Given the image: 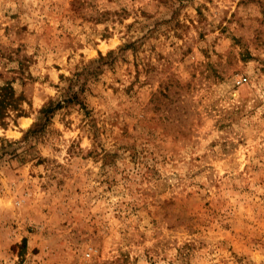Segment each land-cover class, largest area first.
<instances>
[{"label": "rangeland", "instance_id": "1", "mask_svg": "<svg viewBox=\"0 0 264 264\" xmlns=\"http://www.w3.org/2000/svg\"><path fill=\"white\" fill-rule=\"evenodd\" d=\"M6 86L0 264H264V0H0Z\"/></svg>", "mask_w": 264, "mask_h": 264}, {"label": "trees", "instance_id": "2", "mask_svg": "<svg viewBox=\"0 0 264 264\" xmlns=\"http://www.w3.org/2000/svg\"><path fill=\"white\" fill-rule=\"evenodd\" d=\"M13 89L11 87H0V119H3L6 110L9 106L16 108V105L12 104L11 97L13 95ZM52 105H48L43 109V113L48 114L49 112H52L51 110ZM21 112V111H20Z\"/></svg>", "mask_w": 264, "mask_h": 264}]
</instances>
